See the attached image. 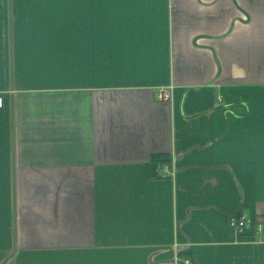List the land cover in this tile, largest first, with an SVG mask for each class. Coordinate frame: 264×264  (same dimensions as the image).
Here are the masks:
<instances>
[{
	"label": "crops",
	"instance_id": "0c3cea01",
	"mask_svg": "<svg viewBox=\"0 0 264 264\" xmlns=\"http://www.w3.org/2000/svg\"><path fill=\"white\" fill-rule=\"evenodd\" d=\"M0 104V264H264V0H0Z\"/></svg>",
	"mask_w": 264,
	"mask_h": 264
},
{
	"label": "built area",
	"instance_id": "2783aa9c",
	"mask_svg": "<svg viewBox=\"0 0 264 264\" xmlns=\"http://www.w3.org/2000/svg\"><path fill=\"white\" fill-rule=\"evenodd\" d=\"M173 91H174L173 86H170L169 88H162L158 94L159 100L162 102H167V103L171 102L173 99ZM249 223L250 221L245 216H242V215L240 216L237 214L230 215L228 219L229 226L239 231L244 230ZM185 264H190V263L186 262Z\"/></svg>",
	"mask_w": 264,
	"mask_h": 264
},
{
	"label": "trees",
	"instance_id": "16d2710c",
	"mask_svg": "<svg viewBox=\"0 0 264 264\" xmlns=\"http://www.w3.org/2000/svg\"><path fill=\"white\" fill-rule=\"evenodd\" d=\"M166 162L167 160L165 157H156L152 160V165L154 168H157L158 165H163ZM237 215H240V214H237Z\"/></svg>",
	"mask_w": 264,
	"mask_h": 264
}]
</instances>
